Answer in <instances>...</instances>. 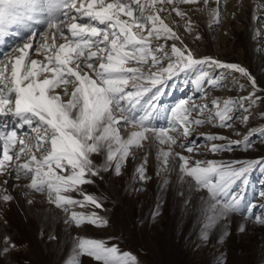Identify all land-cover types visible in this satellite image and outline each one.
<instances>
[{"label": "snow or ice", "instance_id": "1", "mask_svg": "<svg viewBox=\"0 0 264 264\" xmlns=\"http://www.w3.org/2000/svg\"><path fill=\"white\" fill-rule=\"evenodd\" d=\"M198 2L0 0V45L12 39L11 46L0 51V177H4L0 182V202L7 204L14 200L7 187L11 179L28 180L27 184L17 183L13 187L25 189V196H33L27 201L29 204L34 202V194L45 195L49 203L66 213L65 224H74L77 228L85 224L107 227L109 220L96 211L74 210L77 206H92L106 211L102 200L87 193L83 186L95 183L93 177L102 180V172L111 171L120 176L129 158L137 159L136 150L149 141L157 149V176L161 171H175L177 181L182 188L187 187L189 194L206 191L207 195L201 197L207 205L202 240L208 239L207 229L230 215L241 216L242 223L237 229L240 233L245 231L243 221L248 219L264 226V214H256L250 207L243 215V197L232 193L238 180L243 190L248 184L247 175L254 168L260 166L264 170V157L221 163L193 160L175 151L179 148L193 153L191 137L198 127L216 121L219 127H231L233 109L239 105L240 110L247 112L261 99L257 92L264 91L242 66L211 57L195 58L161 19L159 13L164 7H157L170 5L171 11L184 18L186 13L179 5ZM203 3L207 10L210 0ZM221 3L222 0H217V9L209 12L217 26ZM252 18L260 20L255 14ZM191 30L189 20L186 31ZM153 38L180 40L182 47L173 43L170 51H165L164 44L153 48ZM257 38H264L260 28L253 35V39ZM258 51L264 52V47ZM204 65L240 73L248 78L252 91L238 101L229 98L223 105L219 100L213 101L215 112L206 117L204 110L208 105L196 106L182 100L170 110L167 127L153 125L156 101L173 76L198 69L193 80L197 88L205 82L214 87L223 86L203 70ZM239 87L244 88L242 84ZM149 93L151 96L145 100ZM193 113L204 118H194ZM261 118L264 119V113ZM247 121L245 115L242 122ZM129 126L131 130L125 138L122 130ZM253 135L261 137L264 143V128L250 129L243 140L245 150L254 147ZM206 139L226 138L208 135ZM239 143H213L209 151H232V144ZM94 155L102 156L103 163L96 164ZM147 163L146 154L134 169V180L150 179L146 175ZM163 183L166 185L167 179ZM72 193L83 199H76ZM158 214L153 213V219ZM228 235L230 232L225 231L219 240L222 242ZM49 239L56 237L51 235ZM2 243L0 264H11L4 257L24 245H17L9 236H5ZM71 250L73 255L66 264H80L82 256L90 257L95 264H139L134 254L102 240L72 237ZM217 264H226V261L222 258Z\"/></svg>", "mask_w": 264, "mask_h": 264}, {"label": "rangeland", "instance_id": "2", "mask_svg": "<svg viewBox=\"0 0 264 264\" xmlns=\"http://www.w3.org/2000/svg\"><path fill=\"white\" fill-rule=\"evenodd\" d=\"M157 7H164L165 10L159 13L161 19L181 38L183 45L193 52L195 58L211 57L223 63L242 66L255 77L258 88L264 90V52L258 51L264 47V38L253 39L257 28L264 31V0H222L218 26L215 17L209 15L210 11L217 9V0H210L207 10L203 0L196 4L179 5L186 13L184 18L171 11L170 5ZM254 14L260 17L259 21L253 20ZM189 20L192 27L190 32L186 31ZM9 39L0 45V51L6 49L7 45L11 46L12 39ZM151 43L153 48L164 44L165 51H170L173 43L182 47L180 40L153 38ZM202 67L223 86L214 87L205 82L197 88L193 80L198 69H189L173 76L163 86L162 94L156 101L153 125L167 127L170 110L182 100L196 106L208 105L204 110L206 117L210 112H215L213 101L219 100L223 105L229 98L238 101L252 91L248 78L238 72L214 65ZM241 84L243 90L239 87ZM257 95L261 99L247 112L240 110L239 105L233 109L230 113L234 117L230 121L231 127H219L218 121L198 127L191 137L194 142L193 153L179 148L175 151L191 156L193 160L221 163L246 162L264 157V143L258 135L251 137L254 145L252 149L245 150L243 146L244 137L250 129L258 131L264 128V119L261 118V113H264V91H258ZM150 96L151 93L144 99ZM245 115L248 116L247 123L242 122ZM193 117L204 118L198 113H193ZM130 130L131 126L123 129L122 135L126 138ZM208 135L226 139L209 141L206 139ZM229 141L240 143L232 144V151H209L213 143L227 145ZM156 150L151 142L146 141L143 148L136 150L137 159L132 160L130 157V163L125 164L120 176H115L111 171L102 172V180L93 177L95 183L83 186L87 193L91 192V188L96 189L93 194L102 200L106 211L92 206H77L74 210L85 213L96 211L109 220L107 227L85 224L77 228L74 224H65L66 213L49 203L45 195L34 194V202L29 204L27 201L33 196H25V189L13 187L17 183L27 184L28 180L11 179L7 187L14 200L7 204L0 202V247L5 236L11 237L17 245L24 246L10 252L4 260L11 264H66L73 255L72 237L79 236L102 240L109 246L117 245L122 251L134 254L139 264H217L222 258L226 264H264V226L251 219L243 221L245 231L240 233L237 229L242 223L241 216L230 215L227 220H219L207 229V240L201 239L207 223V205L201 197L207 195L206 191L189 194L187 187L182 188L177 181L175 171H161L157 176V161L150 156L151 153L156 154ZM146 154V175L150 179L134 180V169L143 162ZM93 159L99 165L104 158L94 155ZM128 164L130 167H127ZM3 179L0 177V182ZM165 179L168 181L166 185L163 183ZM247 180L248 184L243 186L242 191L240 180L232 189V193L243 197L242 214L246 215L250 207L256 214H264V196H261L264 192V170L260 166L254 168L247 175ZM72 195L76 199H83L77 193ZM156 212L159 214L153 219V213ZM225 231H229L230 235L221 242L219 237ZM51 235L56 239L50 240ZM80 264L95 262L90 257L82 256Z\"/></svg>", "mask_w": 264, "mask_h": 264}, {"label": "bare ground", "instance_id": "3", "mask_svg": "<svg viewBox=\"0 0 264 264\" xmlns=\"http://www.w3.org/2000/svg\"><path fill=\"white\" fill-rule=\"evenodd\" d=\"M9 40H10V39H9ZM11 41H12V40H11ZM7 47H8V45H7ZM33 58H38V57L34 56ZM151 154H152V155H151ZM151 154H150V156H151V157L153 156V158H155V153H151ZM128 163H130V162H128ZM127 167H130V165L128 164ZM129 169H130V168H129ZM90 190H91V192H89V194H93L94 190L96 191L95 188H91ZM138 230H139V229H138Z\"/></svg>", "mask_w": 264, "mask_h": 264}]
</instances>
